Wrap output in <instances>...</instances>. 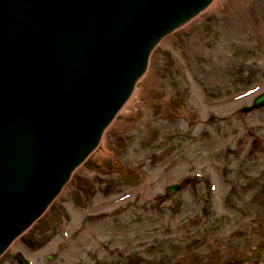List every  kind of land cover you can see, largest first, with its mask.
Here are the masks:
<instances>
[{
    "label": "rangeland",
    "instance_id": "obj_1",
    "mask_svg": "<svg viewBox=\"0 0 264 264\" xmlns=\"http://www.w3.org/2000/svg\"><path fill=\"white\" fill-rule=\"evenodd\" d=\"M263 93L264 0H217L160 44L134 98L91 157L96 168L81 167L0 264H19L20 254L29 264H127L125 258L135 264H264V194L257 206L252 196L260 188L251 173L264 167V146L257 151L250 142L264 139V109L240 110ZM226 136L242 139L229 154ZM225 157L239 161L238 168L226 173ZM191 178L207 184L217 217L192 219L191 183L160 204L158 214L133 209L136 201ZM125 208L132 210L118 213ZM103 211L105 220L99 219ZM146 221L151 225L143 228ZM146 233L159 238L143 255L132 238ZM163 233L172 239L161 241Z\"/></svg>",
    "mask_w": 264,
    "mask_h": 264
},
{
    "label": "water",
    "instance_id": "obj_2",
    "mask_svg": "<svg viewBox=\"0 0 264 264\" xmlns=\"http://www.w3.org/2000/svg\"><path fill=\"white\" fill-rule=\"evenodd\" d=\"M215 1L0 0V258L101 147L160 44Z\"/></svg>",
    "mask_w": 264,
    "mask_h": 264
},
{
    "label": "flooded vegetation",
    "instance_id": "obj_3",
    "mask_svg": "<svg viewBox=\"0 0 264 264\" xmlns=\"http://www.w3.org/2000/svg\"><path fill=\"white\" fill-rule=\"evenodd\" d=\"M245 114H246V112H245ZM226 139L227 140L224 141L225 144H226V146L223 149L225 151L224 154H226V153L229 154V150H231L233 147L236 148L237 147L236 144L239 143L240 141H242L241 137H237V136H233V137L226 136ZM254 139H255V137L250 138V142L251 143L252 142H255V145L258 144L260 146V147L259 146H256L257 151L260 148L262 149V147L264 146V139L263 138H260V137H259V140L258 139H255L254 140ZM249 155H250L249 156V159H251L252 157H254L250 153H249ZM238 162L236 160L231 161V159L230 160H227L226 157H225L224 158V165H225L226 173L227 172L230 173L231 170L234 169V167H233L234 164H237L235 166V168H238V166L240 165V163H238ZM90 165L94 166L93 163H90ZM261 165H262V162H261ZM92 166H91V168H93ZM252 172L257 173V176H256L255 181H256L257 185L259 184V188H260V190H257V193L254 196H252V197H253V200H256L254 203H256L257 206H261L262 203H263V200L262 199H263V194H264V189H262L264 187V167H260L258 169H254V170L251 171V173ZM245 175L248 176V172ZM190 182L191 181H188L187 183L189 184ZM191 184H193V186H195V189H196V194L193 196V198H194V206H193V210H192V219L194 221H198L199 220L198 219V216L199 215H202V214L203 215H206V214L209 213L210 210H212V201H211L210 193L208 192V188H207V185L206 184H204V186L207 188V191L206 192L205 191H202V193L199 191V188L202 186L201 184H199V180H197V179L195 181L193 180V182H191ZM202 194H204L205 196H203ZM167 197H169V195L168 194H165L163 196V199H161L163 201V205H165L167 202L171 201V200L167 199ZM136 203L137 204L135 206H132V207H134L133 209H137L138 212L148 213L150 215L151 214H158L159 213L157 209L156 210L155 209H151V208H153V206L150 207L149 205H145L143 203V206L140 207L139 204H138V202H136ZM158 205L160 207V201H158ZM129 209L132 210V208H129ZM129 209L127 208V210H125V211L128 213V210ZM125 211H123V212L122 211H119V212L120 213H126ZM131 216L134 217V215H132V212H131ZM213 217H215V215H213ZM134 218L135 219H139V217H137V218L134 217ZM162 235L163 236L161 238V241H163L164 239L165 240L168 239L167 233H163ZM153 238L154 239L155 238L158 239L159 236L158 237H153ZM151 240H152V238H147V239H145L143 241V243H144V248L143 249H144V252L145 253L147 251L150 253V249H151V247H153V245L150 244ZM131 261L134 262V259H131Z\"/></svg>",
    "mask_w": 264,
    "mask_h": 264
},
{
    "label": "bare ground",
    "instance_id": "obj_4",
    "mask_svg": "<svg viewBox=\"0 0 264 264\" xmlns=\"http://www.w3.org/2000/svg\"><path fill=\"white\" fill-rule=\"evenodd\" d=\"M214 4H215V3H214ZM111 126H112V125H111ZM110 128H111V127H110ZM107 131H108V130H107ZM106 133H107V132H106ZM106 133H105V135H106ZM105 135H104V136H105ZM95 154H96V152H95L93 155H95ZM93 155H92V156H93ZM60 196H61V195H60ZM60 196H59V197H60ZM49 210H50V208H49ZM49 210H48V211H49ZM48 211H47V213H48ZM47 213H46V214H47ZM46 214H45V215H46ZM45 215H44V216H45ZM44 216H43V217H44ZM43 217H42V218H43ZM42 218H41V219H42ZM41 219H40V220H41ZM36 224H37V222L34 224V226H35Z\"/></svg>",
    "mask_w": 264,
    "mask_h": 264
}]
</instances>
